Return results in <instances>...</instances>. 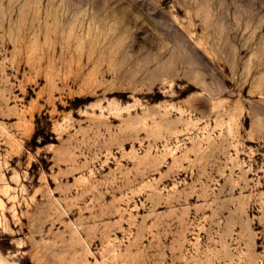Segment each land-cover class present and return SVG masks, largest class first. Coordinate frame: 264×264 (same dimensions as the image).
Here are the masks:
<instances>
[{
	"label": "rangeland",
	"instance_id": "374dc122",
	"mask_svg": "<svg viewBox=\"0 0 264 264\" xmlns=\"http://www.w3.org/2000/svg\"><path fill=\"white\" fill-rule=\"evenodd\" d=\"M0 264H264V0H0Z\"/></svg>",
	"mask_w": 264,
	"mask_h": 264
}]
</instances>
